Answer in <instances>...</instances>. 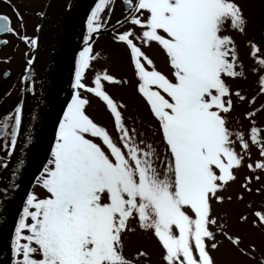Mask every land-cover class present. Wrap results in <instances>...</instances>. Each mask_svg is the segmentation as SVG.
<instances>
[{"label":"snow or ice","instance_id":"6c2138e0","mask_svg":"<svg viewBox=\"0 0 264 264\" xmlns=\"http://www.w3.org/2000/svg\"><path fill=\"white\" fill-rule=\"evenodd\" d=\"M115 3L94 0L86 14L71 67L70 98L61 102L46 162L35 177L43 195L26 192L0 264H139L140 257L148 264L147 252H124L126 234L138 230L157 242L160 264H216L217 235L264 264V252L257 257L254 246L240 248V237L226 231V220L219 222L227 214L214 213L213 207L232 201V195L221 193L236 182L241 168L264 172V127L255 120L264 105L233 115L238 105L264 97V48L254 38L247 41V56L253 60L249 70L256 77L255 94L249 99L234 83L247 79L233 35H246L248 27L240 0H120L123 14L110 26L112 38L128 53L135 91L155 122V140L129 128L120 110L126 105L105 90V83L128 81L106 68L92 69L99 58L92 39L109 28L105 16L110 18ZM11 8L18 27L24 28L23 16L15 5ZM11 25V18L0 13V33L37 48V38L21 35ZM123 25L128 27L119 31ZM7 43L0 40V45ZM153 44L164 56L166 72L142 50ZM33 63V58L26 61ZM24 72L30 79L31 69ZM89 96L106 106L115 138L88 114ZM23 114L24 103L18 102L0 120V135L8 140L0 167L12 155ZM237 116L250 122L246 131L233 126L239 123ZM250 146L258 151L254 162ZM253 179L260 176L243 177L238 201L244 192L252 193ZM253 215V224L264 226V208ZM238 220L246 222L247 216Z\"/></svg>","mask_w":264,"mask_h":264},{"label":"rangeland","instance_id":"374dc122","mask_svg":"<svg viewBox=\"0 0 264 264\" xmlns=\"http://www.w3.org/2000/svg\"><path fill=\"white\" fill-rule=\"evenodd\" d=\"M243 8L244 15L248 17V27L246 29V35L233 34L235 36V42L238 47V51L241 59L244 62V71L247 74L246 80H238L234 82L239 85L243 94L248 96L249 99L255 94L254 81L256 77L249 70L253 65V60L247 56L249 49L247 47V41L249 38L254 40L264 48V0H240ZM122 9L120 7V0H116L115 10L111 13L110 18L106 15L105 19L109 28L101 29L100 32L94 35L92 39L94 53L98 55V59L93 61L92 69L103 70L107 69L108 72L118 79L127 80V84L109 85L105 83V90L108 94L117 102L126 105V108L120 109L125 118V124L129 128L135 127L138 132L143 131L149 138L155 140L158 136L152 134L156 132L155 122L152 120L145 102L135 91V78L133 71L129 63L128 53L125 46L121 43H117L112 38L111 25L115 24L117 19L122 17ZM128 25H123L119 28V31H123ZM78 39V50L82 43V32ZM138 43V42H137ZM143 51L150 58H152L156 64L158 70L167 71L165 67L164 56L157 50L155 44L151 48H143ZM74 61V55L73 60ZM71 66L69 67L68 79L64 90L66 91V97H69V80L71 75ZM87 75L91 77L93 71L89 70ZM85 80V83H88ZM87 95V94H85ZM65 97V98H66ZM70 98V97H69ZM91 101L88 107V114L94 119L95 122L107 127L110 134L115 138L116 134L111 122L109 112L106 110V106L98 98L89 96ZM261 105H264V97H257L256 101L252 105H238L233 115L242 113L245 110L259 109ZM239 123H234V127L247 130L249 121L243 119L242 116H237ZM257 126L264 127V112H259L255 116ZM149 125H152L149 129ZM252 162L259 159L258 151L255 147L250 146ZM245 162L248 163V158H245ZM237 180L235 183L229 184L227 192L221 193L225 197L232 195V201L225 200L222 205H214V213L219 211L221 216L224 213L227 215L224 219H221L220 223L227 222L226 231L230 235L239 236L241 239L240 248L247 249L254 246L256 249L255 254L259 257L261 252H264V226H257L253 224V221L257 218L253 215L255 211H259L264 208V172H249L246 168H241L237 172ZM245 175H259V181L253 179L251 183L252 193L244 192V200L238 201L236 194L243 192L244 190L239 187L243 182ZM260 187L262 191L256 193V188ZM29 191H35L39 195H43L41 188L35 185V181L32 183ZM250 205V206H249ZM246 215V222H239L240 215ZM217 240L220 241L218 249L212 253L216 264H256V261L245 257L234 247L226 238L217 235ZM137 250H143L148 253V264H160L159 261V246L157 242L152 238L150 234H145L139 230L135 233L126 234L124 252L126 255H133ZM3 261L5 260L2 259ZM139 264H144L145 258H138Z\"/></svg>","mask_w":264,"mask_h":264},{"label":"water","instance_id":"95a60500","mask_svg":"<svg viewBox=\"0 0 264 264\" xmlns=\"http://www.w3.org/2000/svg\"><path fill=\"white\" fill-rule=\"evenodd\" d=\"M69 2L70 0H51L40 28L38 47L30 72L35 77L34 95L31 102L26 101L17 143L0 178V256L10 239L13 221L22 207L23 197L42 169V162L47 159L53 122L64 99L63 90L72 49L80 25L94 0H74L70 7ZM63 9L65 10L57 21L53 40L47 49L49 23ZM20 161L23 164L17 168ZM13 172H16L15 176L12 175Z\"/></svg>","mask_w":264,"mask_h":264},{"label":"flooded vegetation","instance_id":"af4514ba","mask_svg":"<svg viewBox=\"0 0 264 264\" xmlns=\"http://www.w3.org/2000/svg\"><path fill=\"white\" fill-rule=\"evenodd\" d=\"M50 1L8 0V3H5L4 0H0V13L6 14L11 18V26L21 35L35 37L38 40L39 29ZM11 5H15L23 16L24 28L18 27L17 17L13 14ZM83 27L84 22L78 31L71 61L73 60L74 52L78 50V39ZM0 40L8 41L7 45H0V120H2L3 116L7 115L16 103L23 102L25 107L27 98L32 96V92H28L27 88L32 86L33 79H25L24 70L26 67L31 68V66L26 64V61L29 58L34 59L36 49H31L26 42L10 34L0 33ZM71 64L72 62H70V66ZM0 131L4 130L0 129ZM7 144L8 140L0 135V161H3L7 155L5 150ZM11 157L12 155L7 158V163L0 167V177L9 164Z\"/></svg>","mask_w":264,"mask_h":264},{"label":"bare ground","instance_id":"6f19581e","mask_svg":"<svg viewBox=\"0 0 264 264\" xmlns=\"http://www.w3.org/2000/svg\"><path fill=\"white\" fill-rule=\"evenodd\" d=\"M65 9H63L60 13H58V17L55 19H51L50 23H49V26H48V33H47V37H46V46H47V49L50 47V44L53 40V36H54V33H55V30H56V26H57V21L61 18L63 12H64ZM46 49V50H47Z\"/></svg>","mask_w":264,"mask_h":264},{"label":"trees","instance_id":"16d2710c","mask_svg":"<svg viewBox=\"0 0 264 264\" xmlns=\"http://www.w3.org/2000/svg\"><path fill=\"white\" fill-rule=\"evenodd\" d=\"M6 253V252H5ZM4 258H5V255H4Z\"/></svg>","mask_w":264,"mask_h":264}]
</instances>
